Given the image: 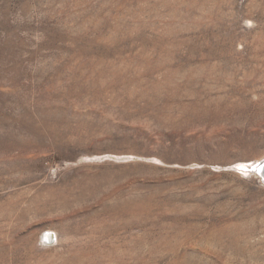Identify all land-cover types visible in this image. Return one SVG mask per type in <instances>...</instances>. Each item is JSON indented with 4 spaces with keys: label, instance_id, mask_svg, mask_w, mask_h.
I'll list each match as a JSON object with an SVG mask.
<instances>
[{
    "label": "rangeland",
    "instance_id": "obj_1",
    "mask_svg": "<svg viewBox=\"0 0 264 264\" xmlns=\"http://www.w3.org/2000/svg\"><path fill=\"white\" fill-rule=\"evenodd\" d=\"M263 159L264 0H0V264H264Z\"/></svg>",
    "mask_w": 264,
    "mask_h": 264
},
{
    "label": "bare ground",
    "instance_id": "obj_2",
    "mask_svg": "<svg viewBox=\"0 0 264 264\" xmlns=\"http://www.w3.org/2000/svg\"><path fill=\"white\" fill-rule=\"evenodd\" d=\"M264 160V159H263ZM256 168H258L257 170H258V172H260V174L262 175H264V162L263 163H261V164H259V166L257 165V167ZM256 170V169H255ZM256 170V171H257ZM54 233V234H53ZM48 232L47 234H46V238H47V241H52L53 240V237H55L56 235H55V232Z\"/></svg>",
    "mask_w": 264,
    "mask_h": 264
}]
</instances>
